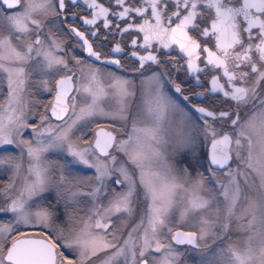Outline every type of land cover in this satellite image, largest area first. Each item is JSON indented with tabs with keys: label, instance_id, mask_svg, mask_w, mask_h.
I'll return each instance as SVG.
<instances>
[{
	"label": "snow or ice",
	"instance_id": "6c2138e0",
	"mask_svg": "<svg viewBox=\"0 0 264 264\" xmlns=\"http://www.w3.org/2000/svg\"><path fill=\"white\" fill-rule=\"evenodd\" d=\"M83 2L0 0V264H264V0Z\"/></svg>",
	"mask_w": 264,
	"mask_h": 264
},
{
	"label": "rangeland",
	"instance_id": "374dc122",
	"mask_svg": "<svg viewBox=\"0 0 264 264\" xmlns=\"http://www.w3.org/2000/svg\"><path fill=\"white\" fill-rule=\"evenodd\" d=\"M33 71V76L32 79L36 80L39 79V73L40 70L38 68H36L35 63L33 62L31 69ZM2 73H0V77H2ZM0 99H3V96L0 95ZM171 120V116L168 117L165 121H163V129L160 131V135L164 136L165 139H167V129L169 127V122ZM31 130H27V132H30ZM25 138H28V136L26 135ZM2 147V146H0ZM161 151H166L165 146L161 145L160 146ZM14 146H10L8 151H14ZM198 154L200 155V161L197 164L196 170L203 172L205 175H207V173L204 171L205 167L207 166V162L204 159V154H206V148L204 147L203 143H201L200 148H199V152ZM49 159H57V157L55 155H49ZM189 156L187 155H182L179 158V164L180 166H187V162L189 161ZM7 166H3L0 165V181H6L8 179V176L10 175V173L6 170ZM81 174H85V175H91V172H88L84 166H78L77 169ZM195 174V173H193ZM81 207H84V205H81ZM143 207V205L141 206ZM83 215V213H81ZM209 246L212 249H218L219 247H221V245L217 242V243H213L212 240L208 241ZM180 246V245H179ZM178 247V246H177ZM178 249L184 253L183 257H182V264H202V261L207 259L209 253L205 252L203 250L201 251H197L194 249V247H190L191 250H189L188 248H181L178 247ZM219 259V257H217Z\"/></svg>",
	"mask_w": 264,
	"mask_h": 264
},
{
	"label": "flooded vegetation",
	"instance_id": "af4514ba",
	"mask_svg": "<svg viewBox=\"0 0 264 264\" xmlns=\"http://www.w3.org/2000/svg\"><path fill=\"white\" fill-rule=\"evenodd\" d=\"M71 10L73 12H78L80 15H84L88 11L87 6L84 4L83 0H79V6L78 7H73ZM63 18L64 17L62 16L61 19H63ZM67 22L68 23H73V24L78 23V21L76 20V17H73L71 15H68ZM54 23L56 25H59V20H55L54 19ZM117 38L119 39L120 37L118 36ZM164 51L165 52H172L173 49H165ZM41 75H42V73L40 71V73H39V79L41 78ZM177 75L180 77V79H184V73H183V71H181L180 73H177ZM47 76H48V78H52L53 76H55V73L53 71H48L47 72ZM184 86L185 87H188V84H185ZM196 90L197 91H200L199 88H197ZM47 98H49L48 97V94L47 93H43L42 96H41V99H47ZM193 99L195 101H199L202 98L201 97H194ZM168 117H170V115H166L165 118H164V120L161 121V130L163 129V126H162L163 121H165ZM142 120H143V122L138 125L139 127H152L153 126V120H152L151 116H148L147 118H142ZM206 151H207V149H206ZM178 247L188 248L189 250H191L190 247H193V246H191V245H180L179 246L178 245Z\"/></svg>",
	"mask_w": 264,
	"mask_h": 264
}]
</instances>
